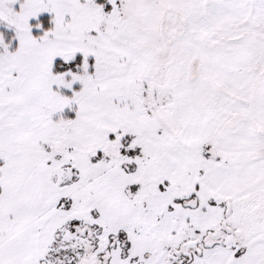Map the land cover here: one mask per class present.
<instances>
[{"label":"rangeland","instance_id":"rangeland-1","mask_svg":"<svg viewBox=\"0 0 264 264\" xmlns=\"http://www.w3.org/2000/svg\"><path fill=\"white\" fill-rule=\"evenodd\" d=\"M110 1L106 15L94 0H0V264H69L71 225L87 222L103 252L81 264H105V247L107 264H166L202 235L203 253L182 264H264V157L220 131L230 113L213 118L208 105L219 84L251 103L227 108L262 117L263 91L250 92L244 70L255 48L204 45L250 29L264 0ZM168 4L189 24L171 46ZM40 15L52 27L35 37L28 22ZM156 27L174 63L204 58L203 82L196 60L194 83L176 74L184 63L161 54ZM76 55V70L52 72ZM211 132L214 147L200 141Z\"/></svg>","mask_w":264,"mask_h":264},{"label":"flooded vegetation","instance_id":"flooded-vegetation-1","mask_svg":"<svg viewBox=\"0 0 264 264\" xmlns=\"http://www.w3.org/2000/svg\"><path fill=\"white\" fill-rule=\"evenodd\" d=\"M109 5L110 9L112 8V2L110 0H106ZM186 3H191V1L195 0H185ZM199 1V0H198ZM202 3V6H209V5H219V4H226V3H233L236 0H200ZM123 3V0H122ZM166 12H168V27H169V32L168 35L170 37L169 40L170 46L172 43H175L176 39L179 37H182L185 32L188 29V21H187V15L184 13L179 12L176 7L173 5L168 4V6L165 7ZM165 12V13H166ZM107 15V14H106ZM165 15V14H164ZM163 18V17H162ZM162 18H160L159 26L162 24ZM253 26V27H252ZM240 27L237 26H232L229 29V33L225 34H216L215 35L218 37L215 40H208L206 42L207 44L204 43L206 48L209 50H213L215 47V42H223L225 47V50L227 51H234V44H244L247 47H252L255 48V55L253 58V62L250 64L246 63L245 66V71L249 75V80L250 82V92L252 93L257 92L258 87L261 89V92L264 98V14H262L261 19L253 25H251L250 29L248 30H240ZM156 39H158L159 43L161 44V54L165 55V57H170L171 62L174 63L173 60V54L172 51H170L167 48V44L164 40V37L162 36V32L160 29L156 27V32H155ZM171 49V47H170ZM251 53V50H250ZM184 63L181 67L182 69L180 71H177L176 74L179 75V73H183V77L186 79L189 77L191 79V83H194L193 80H195V76H189V72L191 74H194L193 72V67L194 63L193 61H199L200 62V74L201 77L199 79H196V82H203L204 78V73L205 70L207 71L208 68L204 63V58L201 55H195V56H190L187 57L186 59H182ZM248 60V59H247ZM178 63L174 64H182L180 61H177ZM187 67H186V63ZM186 67V68H185ZM186 69V71H185ZM187 72V74H186ZM187 82L189 80H186ZM189 83V82H188ZM211 96H209V102L208 105L212 107L214 111L213 118L219 119L220 116L223 117V114L225 113H230L228 114L229 116L225 118L222 122V128H219L220 131H227L230 132L231 134H240L243 135V137L253 140L258 145L256 148L252 151V157L253 160H257L256 158H262L264 157V114L262 117H257L253 115V112L250 111H233L229 108H227V104H238L243 105V106H251V103L247 101V99L240 97L238 95L230 93L228 90H226L222 85L219 86V84H215L211 90ZM220 95L222 97H225L224 101L222 103L216 104L218 102H215L216 96L213 97V95ZM227 97V98H226ZM207 105V106H208ZM215 105V106H214ZM201 106V108H200ZM198 106V109L201 110L204 108L203 104H200ZM220 115V116H219ZM215 120V119H214ZM213 120V121H214ZM261 120V122H259ZM214 126L217 129V125L214 122ZM213 131V130H212ZM217 137V133L213 134L211 132L210 134H207L202 140L200 141H206L208 142V145L210 144L212 147L214 145L212 144L214 139ZM211 152V147L209 149ZM89 222L85 223L83 226H79L77 223H73L71 225V231L69 230V235L68 239L66 242L68 243V251L67 253V260L69 264H81L82 262L84 263L86 260H88V257H90L91 260L95 258L102 259L100 257L101 253L103 252L102 250H97L96 242L97 239L94 238L92 240L91 236L95 237V235H92L91 232H88L87 226L90 227L92 231V225L88 224ZM118 233L122 234V231H117ZM247 233V232H244ZM242 235V234H240ZM113 236V235H111ZM244 234L242 235V240L244 239ZM189 240H194L196 241V247L189 248L186 250V248L183 246L184 242L189 241ZM208 238L206 235H202L201 238L199 239H186L180 243V246L178 249L174 250L172 253V256L169 257V259H166V264H182L185 262H189L194 255H201L204 251V247L209 244V241L207 242ZM241 240V242H242ZM214 242V241H212ZM111 243L112 242H108ZM211 243V242H210ZM216 243V242H214ZM108 246V245H107ZM114 246V244H112ZM92 247V249H91ZM125 244L124 242H121L120 249L125 251ZM91 249V252L89 250ZM105 249V257L104 261L105 264H107V260L109 259V251L108 249ZM197 249L200 250V252H197ZM57 250V249H56ZM54 252H57V251ZM83 254V257L81 256ZM140 264V263H138Z\"/></svg>","mask_w":264,"mask_h":264},{"label":"trees","instance_id":"trees-1","mask_svg":"<svg viewBox=\"0 0 264 264\" xmlns=\"http://www.w3.org/2000/svg\"><path fill=\"white\" fill-rule=\"evenodd\" d=\"M94 2L96 3V5L99 7V9L106 14V12L104 11V9L107 11L108 9H110V5L106 0H94ZM29 25L33 28L32 30V34L35 37H38L42 34H44L45 32L49 31L52 27V17L50 15H40L37 18L31 19L29 22ZM81 62V58L80 55H76L74 57V59L67 61V62H62L60 60H56L54 67L52 69V72L57 73L59 71H65V70H76V66ZM89 63L92 62L91 59L88 60ZM92 64V63H91ZM75 89L78 88V86L74 87ZM60 93H63L65 95H71L72 91H59ZM71 93V94H70ZM73 114L67 113L65 112L64 114V118H70ZM56 250V249H55ZM54 250V251H55ZM53 252V259L56 257L57 259H62L61 256H63V254H58L57 252ZM51 253V250H50ZM66 254V253H65ZM64 254V255H65Z\"/></svg>","mask_w":264,"mask_h":264},{"label":"water","instance_id":"water-1","mask_svg":"<svg viewBox=\"0 0 264 264\" xmlns=\"http://www.w3.org/2000/svg\"><path fill=\"white\" fill-rule=\"evenodd\" d=\"M227 211H228V206H227ZM183 246L186 248V250L189 248L196 247V241H194V240L186 241V242H184ZM197 252H200V250L197 249Z\"/></svg>","mask_w":264,"mask_h":264}]
</instances>
